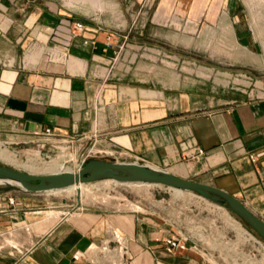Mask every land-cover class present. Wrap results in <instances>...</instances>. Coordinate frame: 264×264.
<instances>
[{
  "label": "crops",
  "instance_id": "1",
  "mask_svg": "<svg viewBox=\"0 0 264 264\" xmlns=\"http://www.w3.org/2000/svg\"><path fill=\"white\" fill-rule=\"evenodd\" d=\"M103 1L0 0V141L96 136L112 159L200 175L264 221V0ZM58 207L0 182V264H89L72 255L108 222L129 264H212L135 216Z\"/></svg>",
  "mask_w": 264,
  "mask_h": 264
},
{
  "label": "rangeland",
  "instance_id": "2",
  "mask_svg": "<svg viewBox=\"0 0 264 264\" xmlns=\"http://www.w3.org/2000/svg\"><path fill=\"white\" fill-rule=\"evenodd\" d=\"M62 3L68 6L65 0ZM74 5L85 12L89 9L101 11L89 3ZM128 15L125 14L126 17ZM95 139L96 136L83 140H56L53 136L38 135L25 142L0 141V151L10 158H0V165L6 164L19 170L31 168L35 173L48 174L44 169L52 161L63 163L62 168H58L59 172H76L91 158L117 161L111 158L112 151L97 145ZM93 147H98L103 152H93ZM138 162L144 164V161ZM186 179L202 180L200 175L193 173ZM48 193H52L53 199L60 205L58 208H49L56 210L51 211L55 215L66 212L75 216L95 209L104 211L111 218H114L111 216L113 212L123 214L125 220L135 216L144 224H155L158 235H173L186 244L185 247L206 253L212 264H264V241L257 233L225 206L193 191L175 190L164 185L99 180L63 190H49ZM110 225L108 222V226ZM124 231H127L126 226ZM248 233L253 238H249ZM123 234L128 241L126 232Z\"/></svg>",
  "mask_w": 264,
  "mask_h": 264
},
{
  "label": "water",
  "instance_id": "3",
  "mask_svg": "<svg viewBox=\"0 0 264 264\" xmlns=\"http://www.w3.org/2000/svg\"><path fill=\"white\" fill-rule=\"evenodd\" d=\"M0 179L15 181L23 189L31 192L62 190L79 183H91L105 179H113L117 182L151 183L193 191L237 214L245 225L251 227L264 241V221L251 213L239 199L224 189L192 179L189 180L165 169H155L148 164L145 165L136 161L91 158L83 163L76 172L62 171L48 174L30 173L5 164L0 165Z\"/></svg>",
  "mask_w": 264,
  "mask_h": 264
},
{
  "label": "built area",
  "instance_id": "4",
  "mask_svg": "<svg viewBox=\"0 0 264 264\" xmlns=\"http://www.w3.org/2000/svg\"><path fill=\"white\" fill-rule=\"evenodd\" d=\"M82 28V23H75V29L82 30ZM53 134L49 127L41 132V135L46 137L53 136ZM202 153L203 150L198 149V154ZM252 158L254 159L253 156ZM9 201L12 202V199L9 198ZM250 234L248 233V235ZM163 244L171 251L177 250L178 248H185L186 245L181 243L180 239L173 235H166L163 239ZM130 253V245H128V241L123 232L119 231L117 227L110 225L107 227L104 237L97 242L93 241L89 243L86 248L75 252L72 257L74 260L83 259L89 264H129Z\"/></svg>",
  "mask_w": 264,
  "mask_h": 264
},
{
  "label": "bare ground",
  "instance_id": "5",
  "mask_svg": "<svg viewBox=\"0 0 264 264\" xmlns=\"http://www.w3.org/2000/svg\"><path fill=\"white\" fill-rule=\"evenodd\" d=\"M88 1V0H87ZM259 1V0H258ZM69 2V1H68ZM80 2H82V1H80ZM262 3V2H261ZM66 4V3H65ZM94 4V3H93ZM93 4H92V6H93ZM74 5V4H73ZM100 5V4H99ZM104 5V4H103ZM100 8V7H99ZM98 8V9H99ZM101 10V9H100ZM254 22V21H253ZM261 26V25H260ZM0 158L1 159H3V160H10V158H8V156H6L3 152H1L0 151ZM53 163H51V164H48L47 165V167H46V169H44L45 171H47L48 173H58L59 171V169L60 168H62V165H63V163L62 164H60V163H58V162H56V161H52ZM149 166H151V167H153V168H155V169H160V168H158V167H156V166H153V165H149ZM59 168V169H58ZM17 169V168H16ZM19 170V169H18ZM21 170V169H20ZM24 170H27L28 172H30V173H35L36 171H32L31 170V168H26L25 169V167H24V169H23V171ZM35 170V169H34ZM26 171V172H27ZM43 171V170H42ZM42 173V172H41ZM110 180H112V181H115V180H113V179H105V180H103V182H105V181H110ZM0 182H6V181H4V180H2V179H0ZM7 182H11V183H14V184H17V185H19L18 183H16L15 181H7ZM119 183H120V181H119ZM123 183H133V182H123ZM136 183H141V182H135V184ZM80 185H82V184H88V183H79ZM79 184H77V185H79ZM141 184H145V183H141ZM148 184H151V183H148ZM77 185H73V186H69V187H74V186H76L77 187ZM153 185H155V184H153ZM20 186V185H19ZM65 188H68V187H65ZM65 188H63V189H65ZM169 188H171V187H169ZM62 189V190H63ZM173 189H175V190H177V189H180V188H173ZM180 190H182V189H180ZM49 192V191H48ZM244 233H246V232H244ZM250 237L251 238H253V236L250 234Z\"/></svg>",
  "mask_w": 264,
  "mask_h": 264
}]
</instances>
